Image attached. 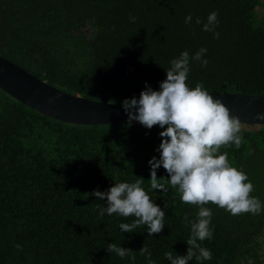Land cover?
Wrapping results in <instances>:
<instances>
[{
	"label": "trees",
	"instance_id": "1",
	"mask_svg": "<svg viewBox=\"0 0 264 264\" xmlns=\"http://www.w3.org/2000/svg\"><path fill=\"white\" fill-rule=\"evenodd\" d=\"M263 6L264 0H0V54L61 90L122 104L139 98L145 82L159 90L172 59L203 47L209 64L190 59L189 87L203 82L211 92L264 93ZM212 12L219 38L203 31ZM163 130L129 120L62 121L0 88V264H148L143 246L155 264H170L169 251L186 255L199 207L181 202L178 189L161 179H170L162 166L157 178L167 193L149 184L148 162L159 158ZM242 134L239 150L224 146L220 153L260 183L262 211L233 216L215 206L213 238L200 242L212 259L189 264H264V172L250 166L264 151V124L242 123ZM139 177L165 211L164 229L151 237L143 225L122 232L119 225L135 217L101 216L97 205L107 201L91 195ZM111 243L131 249L135 260L110 254Z\"/></svg>",
	"mask_w": 264,
	"mask_h": 264
},
{
	"label": "clouds",
	"instance_id": "2",
	"mask_svg": "<svg viewBox=\"0 0 264 264\" xmlns=\"http://www.w3.org/2000/svg\"><path fill=\"white\" fill-rule=\"evenodd\" d=\"M218 13L212 12L203 23V31L215 32L218 26ZM135 22V17H130ZM189 14L185 22L191 23ZM200 18L196 24H201ZM206 48H200L190 58L184 51L178 58L170 61L171 67L166 71V79L160 82L159 90H154L145 82V90L139 98L125 99L122 107L128 115L129 122L137 121L147 129L159 126L164 129L159 133L162 141L157 149L159 158L153 156L149 160L151 190L168 189L161 179H166L172 188H177L180 200L184 204L199 207L197 219L191 222V235L186 241V255H173L172 251L165 253L170 264H189L194 258L198 262L212 259L210 249L202 247L201 243L213 238L212 210L205 205L211 203L225 209L231 215L244 213L258 215L262 211V203L258 197L252 196L255 191L248 175L241 169L232 166L228 153H220L221 147L234 145L237 150L244 142L242 122L238 116L230 114V109L221 99L214 98L204 87L203 82L191 88L187 84L190 72V59L207 67L209 61L203 56ZM257 120L264 121V113H257ZM251 154V153H249ZM163 167L170 179L157 178V169ZM144 179L139 177L135 182L115 183L109 190H95L92 196L100 200L106 199L107 207L97 205L99 214L121 217H135L132 223H121L122 232H134L139 226H147L148 236L159 234L165 227V211L156 204L148 191L142 187ZM165 207H168L166 204ZM187 220L188 217L185 216ZM17 250L22 246L15 245ZM106 250L121 258L131 256L134 252L129 248L108 244ZM140 255H145L148 264H155L151 253L143 246Z\"/></svg>",
	"mask_w": 264,
	"mask_h": 264
},
{
	"label": "water",
	"instance_id": "3",
	"mask_svg": "<svg viewBox=\"0 0 264 264\" xmlns=\"http://www.w3.org/2000/svg\"><path fill=\"white\" fill-rule=\"evenodd\" d=\"M0 88L31 108L70 123L104 124L129 120L122 104L61 90L1 54ZM208 92L221 99L230 114L238 116L242 123L264 124L255 118L257 113H264V93Z\"/></svg>",
	"mask_w": 264,
	"mask_h": 264
},
{
	"label": "rangeland",
	"instance_id": "4",
	"mask_svg": "<svg viewBox=\"0 0 264 264\" xmlns=\"http://www.w3.org/2000/svg\"><path fill=\"white\" fill-rule=\"evenodd\" d=\"M260 11L262 13H264V6L260 8ZM257 164L260 165L259 169H263L262 171L264 172V151L260 152L258 154V156H256V159L250 164V166L253 167V166L257 165ZM232 166H234V165H232ZM247 175H248L249 180L253 183L254 188L257 187L258 184H260L258 181H256L255 177L250 176V174H247ZM258 177L260 178V180L263 181V184H264V175H263L262 172H261V174ZM251 195H255L257 197H260V196L263 195V191H253L251 193ZM215 206H217V205H214V204H211V203L205 205V207H208L210 209H214ZM262 254L264 255V246L262 247Z\"/></svg>",
	"mask_w": 264,
	"mask_h": 264
}]
</instances>
